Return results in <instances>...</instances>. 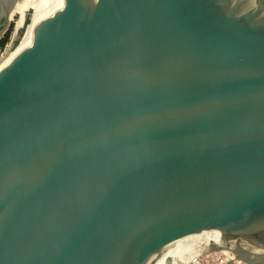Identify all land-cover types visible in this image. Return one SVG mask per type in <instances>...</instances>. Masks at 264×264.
<instances>
[{"label":"water","instance_id":"water-1","mask_svg":"<svg viewBox=\"0 0 264 264\" xmlns=\"http://www.w3.org/2000/svg\"><path fill=\"white\" fill-rule=\"evenodd\" d=\"M202 234L264 248V0H55L0 71V264Z\"/></svg>","mask_w":264,"mask_h":264},{"label":"bare ground","instance_id":"bare-ground-1","mask_svg":"<svg viewBox=\"0 0 264 264\" xmlns=\"http://www.w3.org/2000/svg\"><path fill=\"white\" fill-rule=\"evenodd\" d=\"M55 0H14V4L8 16L11 30L7 44L4 48L3 58L0 63V71L23 49L26 48L32 28L49 18L54 8ZM208 247H220L216 252H233L239 249H247L251 257L264 259V248L249 246L236 241H226L219 236L202 234L185 240L173 242L166 246L158 258L157 264H198L200 257L214 252ZM230 251V252H229ZM233 255V254H232ZM238 255H234L237 257Z\"/></svg>","mask_w":264,"mask_h":264},{"label":"rangeland","instance_id":"rangeland-1","mask_svg":"<svg viewBox=\"0 0 264 264\" xmlns=\"http://www.w3.org/2000/svg\"><path fill=\"white\" fill-rule=\"evenodd\" d=\"M8 30L9 31L11 30L10 23L8 24V27L6 28L4 33L0 36V41L3 39V37L5 36ZM6 44H7V41L2 46H0V63L3 58L4 48ZM209 248L210 247H208L207 249L209 250ZM244 250L249 251L246 248ZM250 252H252V250ZM234 255L236 254H234L233 252H230L229 254L228 252L225 253V252H216V251L209 252L208 251V254L200 257V259L198 260V264H244L237 257H234Z\"/></svg>","mask_w":264,"mask_h":264},{"label":"trees","instance_id":"trees-1","mask_svg":"<svg viewBox=\"0 0 264 264\" xmlns=\"http://www.w3.org/2000/svg\"><path fill=\"white\" fill-rule=\"evenodd\" d=\"M10 31L8 30L3 39L0 41V46H2L6 41H8Z\"/></svg>","mask_w":264,"mask_h":264}]
</instances>
